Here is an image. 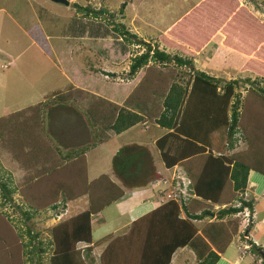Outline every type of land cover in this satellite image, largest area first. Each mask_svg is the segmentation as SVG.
Returning <instances> with one entry per match:
<instances>
[{
    "label": "trees",
    "instance_id": "trees-1",
    "mask_svg": "<svg viewBox=\"0 0 264 264\" xmlns=\"http://www.w3.org/2000/svg\"><path fill=\"white\" fill-rule=\"evenodd\" d=\"M249 1L264 21V1L262 4ZM202 2L179 19L186 25L180 30L173 29L178 33L176 40H171L165 32L146 40L121 22L113 23L111 31L125 45L140 51L132 53L131 48L127 49L125 72H97L115 79L118 76L124 82L133 81L143 68L154 71V75L143 76L121 104L118 100L114 103L97 96L83 111L93 130L92 140L64 149L54 145L59 163L37 180L18 188L0 165V204H13L24 224L36 221L41 212L63 213L69 201L87 200L86 208L48 228L37 225L33 233L26 226L27 242H23L22 230L13 220L5 215V221L0 213V264H26L27 261L30 264H90L88 258L93 247L103 243L98 264H169L174 251L184 246L195 254V264H216L235 235L248 241L254 252H264L249 239L253 226L250 220L239 231L243 211H248V218L254 212L253 198L245 196L249 172L264 176V108L247 102L238 91L248 84L247 93L264 98V59L230 39L238 32L243 33L245 25L253 26L244 3L238 0ZM122 5L118 9L120 15ZM73 6L84 17L106 19L108 24L105 16L116 19L114 10L108 11L102 6L96 8L90 3L85 6L73 3ZM191 23L192 28L188 26ZM207 30L212 34L205 33ZM214 35L220 36L222 47L248 58L233 79L223 81L196 68L194 59ZM188 47L200 51L193 55L186 52ZM168 66L175 68L176 73L175 79L166 84L163 69ZM67 89L68 93L58 90L51 99L39 103L40 122L45 120L46 112L47 117L51 116L48 122L63 112L66 116L79 115L69 105L73 100ZM148 93L156 99L149 100ZM129 99L132 106L128 104ZM102 119L107 124L100 131ZM151 122L165 131L155 141L161 161L166 168L175 165L182 168L190 180L189 196L179 201L165 195L161 204L134 220L124 234L108 236L92 244V216L123 197L125 190L147 185L155 173V165L146 146L125 144L111 158V173L117 182L106 174L88 180L85 155L106 141V129L120 134ZM240 143L245 146L238 150ZM38 154L35 150V156ZM16 192L21 197L20 204L13 202ZM49 217L52 216H46ZM7 222L13 227L10 231ZM197 222L202 224L198 226ZM81 242L86 246H79ZM3 255L11 256L9 262H3Z\"/></svg>",
    "mask_w": 264,
    "mask_h": 264
},
{
    "label": "rangeland",
    "instance_id": "rangeland-1",
    "mask_svg": "<svg viewBox=\"0 0 264 264\" xmlns=\"http://www.w3.org/2000/svg\"><path fill=\"white\" fill-rule=\"evenodd\" d=\"M68 1L69 4L64 5L52 0H0V5L5 2L6 13H12L13 17L17 18L14 25L0 11V116L7 114L0 118V165L11 175L13 184L18 188L31 180H37L49 168L59 163L54 145L57 144L60 149H64V147H77L92 140L93 130L88 126L83 111H86V108L95 102L97 96L113 100L114 103L117 100L120 103L127 97V92L125 93L127 84L120 77L110 78L100 74L97 70L117 74L125 72L128 68L127 49L130 50L131 48L132 53L140 51V49L125 45L121 38L111 31L110 26L113 23L121 22L130 31L143 36L146 40L156 38L164 32L171 40H176L178 33L177 30L173 29L184 28L185 22H181L179 19L187 9H190L199 0ZM238 1L246 5L247 10L255 20L254 23L252 22V27L243 26L246 29L243 33L244 37L235 34L230 39L236 43L245 42L248 46L247 50L255 51L257 57L264 59V21L261 19L262 14L254 8L249 0ZM255 1L262 4L264 0ZM200 2L203 4L213 2V0H201ZM73 3L81 6L90 3L96 8L102 6L108 11L114 10L116 19L109 18V15L108 17L105 16L110 22L108 24L106 19L84 17L73 6ZM121 4H123L122 15L118 12ZM257 18L261 20L262 25L261 22L257 21ZM188 26L192 28V23ZM19 28L25 29L26 32L23 33ZM205 33H209V31L207 30ZM199 35L201 36V34ZM32 39L35 41V47L32 46ZM191 39L189 37V40ZM212 39L205 46L204 54L195 47H188L186 52L194 55L200 51L195 58V65L199 70L221 77L223 81L237 77L244 57L221 47L218 36ZM254 43L257 44L254 45ZM253 45L258 47L253 50ZM5 47L11 49L9 52L17 57L13 60L12 65L7 62L6 55L1 54ZM163 73L167 81L166 84L175 79L176 70L172 66L163 69ZM151 75H154V71L151 72L143 68L135 77V85L141 82L143 76L150 77ZM70 84L73 86L72 89H70L71 86L68 87ZM135 85L131 87L129 94ZM247 86L248 84H244L238 89L244 100L249 103L254 102V106L257 105L256 107L259 109L264 108V98L250 91L247 93L249 89ZM67 88H69L73 100L69 105L79 115L70 114V116H66V113L63 112L62 115L50 119V123L48 119L51 116L47 117L46 112L45 120L40 122L38 115L41 107L39 103L45 99H51L53 92L58 90L65 94L68 93ZM149 94L147 95L149 100L156 99L155 95ZM132 103L129 99V106H132ZM48 109L50 110V107ZM105 124H107V120L102 119L98 129L101 131ZM52 125H55L58 134L54 133L56 129ZM64 129L74 136L67 137L63 141L60 133H64ZM139 130H142L140 126L129 131L123 138L119 137L108 144L125 143L124 139L129 138L142 141L140 134L135 137L136 133L140 132ZM105 132L108 138L110 131L106 129ZM244 146L240 143L237 149L240 150ZM35 150L39 152L37 156H35ZM87 155L90 167L95 162H99L101 168L107 166L108 169L109 164L102 165L106 162L104 152L93 149L87 152ZM157 160L160 163V159ZM164 174L165 178L157 179L156 186L164 184L167 193L171 189H175L178 182L181 181L180 178L174 179L176 175L180 174V176L185 177L181 168L165 171ZM92 177H94V173L90 168L88 179ZM13 202L21 203L18 192L13 194ZM11 205L13 204H0V213L4 215L1 218L5 219V215H7L13 220V223L22 230L23 242H27L29 238L25 233L26 226L34 233L37 225L48 228L61 218H65L66 215L63 213L56 217L54 212H41L36 221L34 219L33 223L24 224L21 221L22 215L19 210ZM49 215L54 220L46 218ZM240 217L242 218V227L247 222V219L245 222L243 218H248V213L245 211ZM196 224L200 226L202 222ZM7 229L9 231L13 229L9 222H7ZM43 236L44 233H42ZM232 249L233 251L236 250L235 247ZM239 253L240 255L245 254L243 249H240ZM3 257V262H9L11 258L8 255H3ZM26 264H30V261H27Z\"/></svg>",
    "mask_w": 264,
    "mask_h": 264
},
{
    "label": "crops",
    "instance_id": "crops-1",
    "mask_svg": "<svg viewBox=\"0 0 264 264\" xmlns=\"http://www.w3.org/2000/svg\"><path fill=\"white\" fill-rule=\"evenodd\" d=\"M200 1L201 0L197 1V3L195 5H193L190 9H187L183 13V16L187 15V13L194 6H196ZM0 11H2L3 15H6L15 25V22H17L16 21L17 18L13 17L12 13H9V14L6 13L7 7L5 6V2L3 3V5H0ZM252 19H253V23H254L255 19L253 16H252ZM0 21H1V18H0ZM257 21L261 22V20L258 18H257ZM261 25H262V22H261ZM0 28H1V26H0ZM19 30L22 31L23 33L26 32V30L23 28H19ZM243 33L238 32V35L241 37H244ZM215 36H218L219 45H220V41H221L220 36L214 35L213 37H215ZM212 38H211V40H213ZM31 42H32V46L35 47V41L32 39ZM241 42L243 45L241 44ZM241 42L240 43L234 42V43L237 44L238 46L242 45L241 48L244 47L246 49L248 46L245 44V42H243V41H241ZM256 44L257 43H254V45H256ZM254 45H253V48L256 49L258 46H254ZM223 48L227 49L225 47H223ZM3 50H4V52H2L1 54L6 55L7 62H9L10 65H12L13 60H15L17 57L14 56L12 54V52H9V51H11V49H6V47H5V49H3ZM227 50L234 52L230 49H227ZM203 52H204V50H202L200 53L204 54ZM234 53L244 57V61L241 65V67H242L248 58L243 54H239L237 52H234ZM255 54L256 53H254V55ZM194 61H195V59H194ZM241 67H240V69H241ZM240 69L238 70V73H239ZM208 74H211V73H208ZM222 75H224V74H222ZM215 77H217V76H215ZM134 80L129 81V82H125V84H127V89L125 91V93L127 92L126 95L129 94L131 87L135 85ZM17 110H18V108H17ZM5 115H7V114L1 115L0 118L4 117ZM145 124L134 126V127L130 128V129H128V130H126L120 134H114L112 131H110V132H108L109 137L106 139V141L98 144L95 148H93V149H99V151L104 152L105 160L107 163L106 162L102 163V165L105 164V166H106V164H109L108 169H107V166L101 168L99 165V162H95L90 167L87 153L85 155L86 156V162H87V177H88V172H89L90 168L92 169V172L94 173V177H92L91 179H88V180H93V179L99 177L101 174H106L110 177L111 180H113L114 182H117L113 178L112 173H111V158L115 154L116 150L120 146L125 145V144L136 143L139 145L146 146L152 153L154 165H155V173L150 178L147 185H145L143 187L134 188L131 190H125L123 197H121L120 199H118V200L110 203L109 205L105 206L98 214L92 216V218H91L92 244L97 242L98 240L105 238V237H108V236H117V235L124 234L128 230V228L130 227L131 223L134 220H136L139 217L147 214L148 212L153 210L155 207H157L159 204H161L163 199L166 197L165 195H167V192H166V187L164 186V184H158V186H156L157 179H159L160 177L165 178V174H164L165 171H169L171 169H172V171H174L175 168H181L178 165H175L172 168H166L164 166L163 162L160 159L159 150L155 146V141L162 134H164L165 131H164V129L158 127V125H155L152 122L151 123H145ZM138 126H140L142 128V130L141 131L139 130L140 132L136 133L137 135L135 137H137L140 134L142 141H139L138 139H130L129 138V139H124L125 143L121 142V143H118L117 145L108 144L114 139H118L119 137L123 138L124 135L129 133V131L137 128ZM53 127L56 129L55 125ZM57 131H58L57 129L54 130V133L58 134ZM142 131H144V132H142ZM60 136H62L63 141H65L67 137H73L74 135H71L69 131L64 129V133L61 132ZM64 148H66V147H64ZM93 149H90L88 152H90ZM158 158L160 159V163L157 160ZM181 170H182V168H181ZM245 196L248 198H250V197L253 198L254 203H255L254 204V212L251 215V218H243V220H245V222L247 219V221L250 220L253 223V226H252L250 233H249V239L251 241H253L255 245H258L264 249V176L254 172V171L249 172ZM259 203H261L260 206H259ZM86 206H87V200H83L82 198L75 200V201H71V202L69 201L67 203V208L63 212L66 214L64 217H66L70 214L77 213V212L83 210L84 208H86ZM63 213H60L58 215L55 214V216L56 217L60 216ZM183 216L184 215L182 213L181 217H183ZM49 218L54 220L53 217H49ZM58 221H56L55 223H57ZM55 223H53V224H55ZM246 224H247V222H246ZM245 225H243L242 227L240 225V227H239L240 232L244 229ZM79 246L83 247V246H86V244L81 242V243H79ZM104 246H105V243L93 247L91 254H90V257L88 258L90 264H98V256H99L100 252L102 251V249L104 248ZM249 246H250V244L248 241H246L245 239L242 240L239 237V235H235L232 238V240H231L230 244L228 245V247L226 248V250L224 251V253L220 254V258L216 264H264V257L260 254V252H263V251H259V252L255 251L254 252V250H251L249 248ZM232 247H235L236 250L233 251ZM240 249H243V252L245 253L244 255H240V253H242L241 251L239 253ZM233 254H235V255L233 256ZM195 263H196L195 254L187 246L177 248L174 251V253L172 254L171 260L169 262V264H195Z\"/></svg>",
    "mask_w": 264,
    "mask_h": 264
},
{
    "label": "built area",
    "instance_id": "built-area-1",
    "mask_svg": "<svg viewBox=\"0 0 264 264\" xmlns=\"http://www.w3.org/2000/svg\"><path fill=\"white\" fill-rule=\"evenodd\" d=\"M183 175H185V174H183ZM179 178L181 181L178 182L177 187L175 189H171L169 191V193H167V195L169 197L175 199V200L180 201V199H183V198L189 196L188 184L190 183V180L186 176L185 177L180 176V174H178L174 177V179H179Z\"/></svg>",
    "mask_w": 264,
    "mask_h": 264
},
{
    "label": "water",
    "instance_id": "water-1",
    "mask_svg": "<svg viewBox=\"0 0 264 264\" xmlns=\"http://www.w3.org/2000/svg\"><path fill=\"white\" fill-rule=\"evenodd\" d=\"M52 1L64 4V5H68L69 4L68 0H52ZM260 254L264 257V252H260Z\"/></svg>",
    "mask_w": 264,
    "mask_h": 264
},
{
    "label": "clouds",
    "instance_id": "clouds-1",
    "mask_svg": "<svg viewBox=\"0 0 264 264\" xmlns=\"http://www.w3.org/2000/svg\"><path fill=\"white\" fill-rule=\"evenodd\" d=\"M245 211L248 213V211H247L246 209H245L243 212H245ZM247 222H248V221H247Z\"/></svg>",
    "mask_w": 264,
    "mask_h": 264
}]
</instances>
